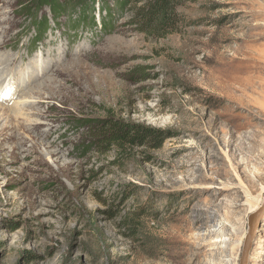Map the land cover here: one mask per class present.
<instances>
[{
  "label": "rangeland",
  "instance_id": "rangeland-1",
  "mask_svg": "<svg viewBox=\"0 0 264 264\" xmlns=\"http://www.w3.org/2000/svg\"><path fill=\"white\" fill-rule=\"evenodd\" d=\"M80 1L0 0V264H264V0Z\"/></svg>",
  "mask_w": 264,
  "mask_h": 264
},
{
  "label": "trees",
  "instance_id": "trees-1",
  "mask_svg": "<svg viewBox=\"0 0 264 264\" xmlns=\"http://www.w3.org/2000/svg\"><path fill=\"white\" fill-rule=\"evenodd\" d=\"M48 0H36V5L46 3ZM59 1V0H58ZM58 2V8L64 3L71 2L79 3L80 0H61ZM52 2V1H50ZM48 2L53 12L55 4ZM175 0H147V5L137 9L136 18H138V25L145 29L149 34L157 33L159 36L165 34V30L171 28L175 21ZM35 6V5H34ZM54 8V9H53ZM41 27L44 28V22H41ZM97 125H92L90 129V137L98 136L94 143L102 148L108 145V141L121 143L122 141H142L141 139L146 136L145 132L139 127L121 125L118 122L106 120L98 122ZM89 125V124H88ZM136 134V135H135Z\"/></svg>",
  "mask_w": 264,
  "mask_h": 264
},
{
  "label": "water",
  "instance_id": "water-1",
  "mask_svg": "<svg viewBox=\"0 0 264 264\" xmlns=\"http://www.w3.org/2000/svg\"><path fill=\"white\" fill-rule=\"evenodd\" d=\"M261 210H258L254 214H252L249 218V230L245 236L242 252L240 256V262L239 264H247V256L249 254L250 248H251V238L255 232V229L257 227L258 218Z\"/></svg>",
  "mask_w": 264,
  "mask_h": 264
},
{
  "label": "bare ground",
  "instance_id": "bare-ground-1",
  "mask_svg": "<svg viewBox=\"0 0 264 264\" xmlns=\"http://www.w3.org/2000/svg\"><path fill=\"white\" fill-rule=\"evenodd\" d=\"M2 44H0V46H1ZM8 59V58H7ZM11 59V58H10ZM5 63H6V58H5V60L3 61V62H1L0 63V66H1V70H3V71H5V69H6V65H5ZM2 73V72H1ZM38 73H41V69H38V71L36 72V75L38 74ZM3 75V74H2ZM6 75H8V74H5L4 76H6ZM25 78H26V76H25ZM33 78V77H32ZM2 80V79H1ZM23 81H25V82H27V81H29V79L28 78H26L25 80H23ZM3 85V81H1L0 82V88H1V86ZM25 84L22 82V84H20V87H23ZM3 87V86H2ZM34 87H35V85L33 86V88H31L30 90H32V89H34ZM243 105H245V104H243ZM1 107V106H0ZM244 107V106H243ZM1 109H3L2 107H1ZM11 109V108H10ZM259 109L261 110V112L262 113H264V105H262V106H260L259 107ZM18 110L19 109H11V111H13V114L16 116V112H18ZM19 113V112H18ZM248 230H249V228H248ZM256 231V230H255ZM255 233V232H254ZM254 235V234H253ZM250 257H248L247 256V262H248V259H249Z\"/></svg>",
  "mask_w": 264,
  "mask_h": 264
}]
</instances>
